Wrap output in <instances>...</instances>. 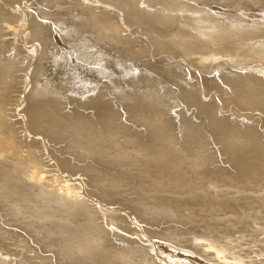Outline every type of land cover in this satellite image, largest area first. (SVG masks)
<instances>
[{"label":"rangeland","instance_id":"rangeland-1","mask_svg":"<svg viewBox=\"0 0 264 264\" xmlns=\"http://www.w3.org/2000/svg\"><path fill=\"white\" fill-rule=\"evenodd\" d=\"M240 6L0 0V264H264V74L195 20ZM77 41L134 76L80 94Z\"/></svg>","mask_w":264,"mask_h":264},{"label":"bare ground","instance_id":"bare-ground-1","mask_svg":"<svg viewBox=\"0 0 264 264\" xmlns=\"http://www.w3.org/2000/svg\"><path fill=\"white\" fill-rule=\"evenodd\" d=\"M259 6H263V4ZM240 7L237 10H228L229 12H223L222 14L211 13L205 9H200L198 10L200 15L195 17V20L198 23H202L206 25V27H209L212 33L224 34L240 42H249L248 48L252 50L253 54L258 59V62L254 64L253 70L257 71V73L264 74V7L251 9L247 11V13H245L246 10L244 9L246 7H242L241 10ZM59 23L62 24L63 22ZM25 25L27 24L25 23ZM61 26L62 25H60V27ZM63 27H65L64 24ZM67 36L70 38L71 34H67ZM73 36L76 35L74 34ZM79 37L80 36H78V38ZM69 46L68 49L65 51L63 50L59 55L57 52V57L55 60L53 58V61L54 64L56 62V65L60 64L63 66V69L65 68V72L67 71L69 74L71 84L76 86V90L80 91V94L88 93L92 90L94 91L95 89H93L92 86L93 79L109 80L114 76L113 74L115 70H117L123 78L134 76L131 69L128 68L129 66L125 67L117 61L113 62L109 60L89 42L77 41L73 45L69 44ZM245 51H248V49ZM222 65L223 63H215L212 71L219 70V67Z\"/></svg>","mask_w":264,"mask_h":264}]
</instances>
